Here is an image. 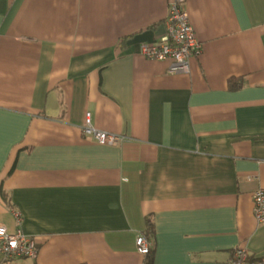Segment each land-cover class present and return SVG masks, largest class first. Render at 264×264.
<instances>
[{"label": "crops", "instance_id": "crops-1", "mask_svg": "<svg viewBox=\"0 0 264 264\" xmlns=\"http://www.w3.org/2000/svg\"><path fill=\"white\" fill-rule=\"evenodd\" d=\"M170 1L0 0V225L38 249L10 264H143L148 219L153 264H264V0H185L188 75L140 55Z\"/></svg>", "mask_w": 264, "mask_h": 264}, {"label": "built area", "instance_id": "built-area-1", "mask_svg": "<svg viewBox=\"0 0 264 264\" xmlns=\"http://www.w3.org/2000/svg\"><path fill=\"white\" fill-rule=\"evenodd\" d=\"M165 39L151 44H142L140 55L146 60L166 61L169 75H188L190 61L196 58L202 50L200 42L196 39L194 31L185 10V0H171L168 4V15L165 20ZM82 135L101 146H114L126 140L123 136L109 134L94 128L90 115L86 114ZM252 212L256 224L264 228V189L258 188L251 194ZM15 229L8 230L0 225V256L4 264L19 260H34L38 249L34 238L23 233L21 229L22 217L18 212H12ZM137 252L146 257L152 249V241L143 235L136 236ZM228 264H260L250 256L245 248L238 247L233 250Z\"/></svg>", "mask_w": 264, "mask_h": 264}, {"label": "trees", "instance_id": "trees-1", "mask_svg": "<svg viewBox=\"0 0 264 264\" xmlns=\"http://www.w3.org/2000/svg\"><path fill=\"white\" fill-rule=\"evenodd\" d=\"M228 88L230 90H235L237 88H239L238 83H236V80L234 79H229L228 81ZM1 197L4 199V195L2 194V192H0ZM146 236L145 238L148 240L152 239V234H153V230H152V224L150 223L149 219L146 222ZM143 264H153V250L150 251V253L145 257L144 259V263Z\"/></svg>", "mask_w": 264, "mask_h": 264}]
</instances>
